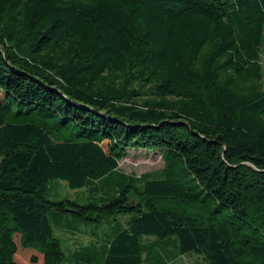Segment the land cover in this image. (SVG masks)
Instances as JSON below:
<instances>
[{"label":"trees","instance_id":"trees-1","mask_svg":"<svg viewBox=\"0 0 264 264\" xmlns=\"http://www.w3.org/2000/svg\"><path fill=\"white\" fill-rule=\"evenodd\" d=\"M263 42L264 0H0V264L67 262L51 216L116 221L74 264H143V237L264 264ZM130 149L164 168L120 171Z\"/></svg>","mask_w":264,"mask_h":264},{"label":"rangeland","instance_id":"rangeland-1","mask_svg":"<svg viewBox=\"0 0 264 264\" xmlns=\"http://www.w3.org/2000/svg\"><path fill=\"white\" fill-rule=\"evenodd\" d=\"M261 61L264 70V42L261 49ZM128 154L120 161L119 170L134 175L139 178H145L146 174H158L164 168V160L159 151L147 152L141 149H130ZM2 156H0V162ZM87 188L72 189L64 180H54L49 188L48 197L53 200L68 198L77 200L79 203H86L89 200L90 192ZM71 218V223L81 232L71 234L61 231L54 218L51 216V224L55 234L60 238L63 248L68 256L67 262L63 264H74L71 262V254L74 250L82 246H87L90 243H96L99 246V252L96 251V260L100 262L104 260L103 249L106 247L109 233L117 226L116 221L111 224L97 227L94 224H88L78 219ZM124 221V218L121 219ZM143 247V264H207L205 259L198 254L182 255L174 261L169 259V256L176 252L175 241L164 240L158 241L151 237L142 238ZM30 254H27L29 261ZM28 261H23V264H29ZM38 264H42L41 262Z\"/></svg>","mask_w":264,"mask_h":264}]
</instances>
